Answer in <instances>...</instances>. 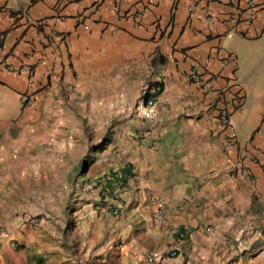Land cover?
<instances>
[{"label":"crops","instance_id":"crops-1","mask_svg":"<svg viewBox=\"0 0 264 264\" xmlns=\"http://www.w3.org/2000/svg\"><path fill=\"white\" fill-rule=\"evenodd\" d=\"M61 1L0 0V226L18 242L14 249L0 239V264H37L28 219L55 210L65 234L69 197L77 207L74 236L86 239L73 255L65 240L46 244L60 264H264V0L251 25L235 27L229 19L243 0H162L150 9L147 0L122 3L147 9L138 20L118 18L115 0ZM203 11L219 22L208 27ZM207 60L216 78L210 94L184 76ZM3 64L33 67L35 77ZM146 79L162 82V93L150 118L130 108L131 126L108 147L118 154L88 168L70 145L54 148L68 150L63 156L35 157L46 151L36 121L59 114L66 96L89 86L112 95L113 86ZM27 92L36 94L30 108L23 107ZM233 96L243 105L231 114L238 142L229 145L218 110ZM116 173L125 175L122 183ZM106 189L117 216L98 206ZM42 196L45 210L35 203ZM180 235L182 250L170 257Z\"/></svg>","mask_w":264,"mask_h":264},{"label":"rangeland","instance_id":"rangeland-1","mask_svg":"<svg viewBox=\"0 0 264 264\" xmlns=\"http://www.w3.org/2000/svg\"><path fill=\"white\" fill-rule=\"evenodd\" d=\"M146 81L137 87L128 85V83L113 86L112 95H110L109 88L106 87H102L101 90L103 94L108 92V95L94 94L93 87L89 86L86 87V91H81L74 97L66 96L59 103L61 106L59 114H50L48 117L44 115L39 121H36L38 122L36 125L40 126L41 145L46 151L36 153L35 157L44 154L50 157L63 156L68 154V150L61 149V151L54 148H58L60 145H66L67 147L70 145V147H76L80 150L81 159L85 162L84 166L88 168L91 164L97 162L96 159H101L107 155L110 158L118 154V146L112 150H108V147L112 148L113 146H109L110 143L114 139L116 140L117 137L122 138L121 132H124L126 127L131 126L133 116L128 112L130 108L137 110V105L142 99V90L147 85L152 86L150 80L146 79ZM123 82H127V80ZM103 97L108 98V100L99 99ZM114 98H117L118 101L116 102ZM128 104L133 107L128 106ZM56 105L58 106V104ZM102 179L103 177L97 179V181H100L98 182L99 185H101ZM102 191L98 205L100 208H104L105 205L111 203L109 202L110 193L105 195V190ZM74 201V197L66 198L65 210L70 211V216L67 217L70 224L63 230L65 234H62V229L58 224L57 211L47 210L32 215L39 220L38 224L30 225L34 231H37L30 234L31 238L34 237L35 246L32 250L38 259L37 264H60L57 262V249L48 250L46 244L56 247L60 241L65 240L69 245L71 255H73L79 250L80 241L86 239L82 238L80 233L74 236L73 227L77 221L73 216L77 210ZM35 203L37 208L44 210L46 205L49 204V202H45L43 196L37 199ZM50 203L55 208L58 206L62 208L61 199H54Z\"/></svg>","mask_w":264,"mask_h":264},{"label":"built area","instance_id":"built-area-1","mask_svg":"<svg viewBox=\"0 0 264 264\" xmlns=\"http://www.w3.org/2000/svg\"><path fill=\"white\" fill-rule=\"evenodd\" d=\"M162 0H147L146 7L147 8H153L158 3H160ZM203 1V0H201ZM205 1H215V0H205ZM233 1V0H230ZM244 2L241 4H238L236 6L237 14L229 19L232 27H235L240 24L241 21L246 22L247 24L251 25L257 18V15L260 11V5L258 0H243ZM126 2V0H115L116 3V14L118 18H128L132 20H138L142 14L147 10L144 8H138V9H121V4ZM57 3L60 7V4L62 3L61 0H57ZM197 4L194 3L190 10L191 12H195L197 10ZM203 19L205 24L208 27H213L216 23L219 22V18L216 14L209 12V11H203ZM210 63V60H207L205 63H195L186 73H185V79L192 83L193 85L197 86L199 89H201L205 93H213L215 91V82L216 78L215 76L211 75L208 70V65ZM2 65V64H1ZM3 67L6 71L10 73H14L17 75L26 74L32 81V79L35 77V71L33 67L30 66H23L20 68H15L11 65H5L3 64ZM161 94L160 87H156L154 85L152 86H145L142 90V99L137 105V111L139 114H143L146 118H150L153 114L154 109L157 106L158 97ZM23 101V107L24 108H30L35 105L36 103V94L32 92H27L22 97ZM243 105V99L238 96H233L231 99L228 100L224 105L221 106V108L218 110V122L220 127L228 131V142L229 145H235L238 142V136L235 131V128L231 121V114L240 106ZM259 158H264L262 153H258ZM110 176H106L102 179V182H106L109 179ZM113 178L117 181H120L121 183L125 179V175L121 173H116ZM110 191L108 189L105 190L104 194L108 195ZM105 208L108 210H111L114 215H119L120 212L117 207H114L111 203L105 205ZM166 217V206L162 204V202L159 201V211L157 214V219L160 221L165 220ZM28 222L30 224L36 225L39 223V220L36 217H30L28 219ZM7 238L10 241V245L12 248H17L18 244L14 239L10 238V235L8 232L0 226V239ZM185 236L180 235L175 243L173 244L172 248L169 251L170 257H178L180 254V251L183 247V241ZM157 257H151L149 259L150 263H154L155 259Z\"/></svg>","mask_w":264,"mask_h":264},{"label":"trees","instance_id":"trees-1","mask_svg":"<svg viewBox=\"0 0 264 264\" xmlns=\"http://www.w3.org/2000/svg\"><path fill=\"white\" fill-rule=\"evenodd\" d=\"M154 86H156V87H157V86L160 87V89H161V93H162V90H163V87H164V85H163L162 82L155 83Z\"/></svg>","mask_w":264,"mask_h":264}]
</instances>
